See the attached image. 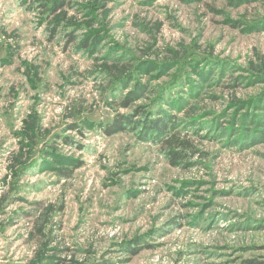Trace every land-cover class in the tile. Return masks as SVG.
I'll return each mask as SVG.
<instances>
[{
    "label": "rangeland",
    "instance_id": "374dc122",
    "mask_svg": "<svg viewBox=\"0 0 264 264\" xmlns=\"http://www.w3.org/2000/svg\"><path fill=\"white\" fill-rule=\"evenodd\" d=\"M0 264H264V0H0Z\"/></svg>",
    "mask_w": 264,
    "mask_h": 264
},
{
    "label": "trees",
    "instance_id": "16d2710c",
    "mask_svg": "<svg viewBox=\"0 0 264 264\" xmlns=\"http://www.w3.org/2000/svg\"><path fill=\"white\" fill-rule=\"evenodd\" d=\"M61 6V5H59ZM127 104V103H126ZM138 120L134 119V117L130 114H121L119 112L116 113L114 116L113 122L108 123L106 126H104V130L107 134L111 135L116 132H120L126 129L128 125L131 124H137ZM170 124L167 120H159V122H153L151 124V130H157L158 134H166L168 133V129L170 127ZM149 129V128H147ZM166 144L169 145V147H172L173 145H177V147H188L190 146V143L186 140L181 139L178 136H172L170 139L166 141ZM170 154V158L172 160V163H176L177 160L183 157L181 151H177L176 149H172L168 152Z\"/></svg>",
    "mask_w": 264,
    "mask_h": 264
}]
</instances>
